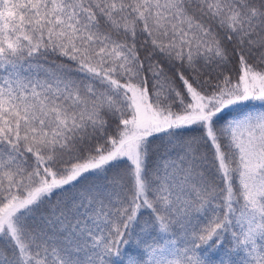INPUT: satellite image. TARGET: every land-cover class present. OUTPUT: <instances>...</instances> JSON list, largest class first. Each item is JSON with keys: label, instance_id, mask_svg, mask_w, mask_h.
Returning <instances> with one entry per match:
<instances>
[{"label": "snow or ice", "instance_id": "snow-or-ice-1", "mask_svg": "<svg viewBox=\"0 0 264 264\" xmlns=\"http://www.w3.org/2000/svg\"><path fill=\"white\" fill-rule=\"evenodd\" d=\"M0 264H264V0H0Z\"/></svg>", "mask_w": 264, "mask_h": 264}]
</instances>
